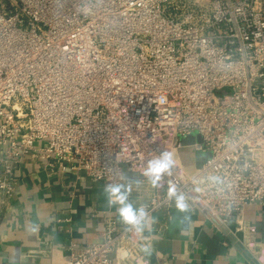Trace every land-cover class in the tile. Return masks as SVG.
<instances>
[{
    "label": "built area",
    "instance_id": "2783aa9c",
    "mask_svg": "<svg viewBox=\"0 0 264 264\" xmlns=\"http://www.w3.org/2000/svg\"><path fill=\"white\" fill-rule=\"evenodd\" d=\"M162 152L172 175L154 188ZM27 160L125 185L146 222L176 208L175 185L246 227L245 207H264V0H0V215ZM102 223L65 264L147 260L146 228Z\"/></svg>",
    "mask_w": 264,
    "mask_h": 264
},
{
    "label": "crops",
    "instance_id": "0c3cea01",
    "mask_svg": "<svg viewBox=\"0 0 264 264\" xmlns=\"http://www.w3.org/2000/svg\"><path fill=\"white\" fill-rule=\"evenodd\" d=\"M43 163H23L0 215V264H65L71 243L98 242L104 217L120 218V205H109L101 181L62 175ZM242 220L246 227L239 228L200 207L157 213L146 222L151 248L143 264H264V207L248 205Z\"/></svg>",
    "mask_w": 264,
    "mask_h": 264
},
{
    "label": "clouds",
    "instance_id": "9594fccd",
    "mask_svg": "<svg viewBox=\"0 0 264 264\" xmlns=\"http://www.w3.org/2000/svg\"><path fill=\"white\" fill-rule=\"evenodd\" d=\"M174 161L169 152H162L159 158L150 160L147 164V169L144 175L151 181L154 188L163 187L161 183L165 175L171 176ZM108 197L109 205L118 204L119 216L123 223L134 228L138 233L143 232L145 228L146 218L148 213L143 206L135 207L128 199V188L123 184H107L104 188ZM168 197L170 200L175 201V206L180 212L188 211V204L185 202L183 193L178 192L175 185L168 188ZM33 232L36 231L34 227ZM143 251L148 253V249L144 248Z\"/></svg>",
    "mask_w": 264,
    "mask_h": 264
},
{
    "label": "water",
    "instance_id": "95a60500",
    "mask_svg": "<svg viewBox=\"0 0 264 264\" xmlns=\"http://www.w3.org/2000/svg\"><path fill=\"white\" fill-rule=\"evenodd\" d=\"M194 140H195L194 135H191V136H189V137H187L185 139H182L181 142L184 143V144H189V143H193ZM216 220H218V219H216ZM248 255H250V254H248Z\"/></svg>",
    "mask_w": 264,
    "mask_h": 264
},
{
    "label": "rangeland",
    "instance_id": "374dc122",
    "mask_svg": "<svg viewBox=\"0 0 264 264\" xmlns=\"http://www.w3.org/2000/svg\"><path fill=\"white\" fill-rule=\"evenodd\" d=\"M226 92V90L220 91L219 94H224ZM189 160V159H188ZM191 161L195 160V157L193 155V157L190 158ZM184 162H186V160H184Z\"/></svg>",
    "mask_w": 264,
    "mask_h": 264
}]
</instances>
